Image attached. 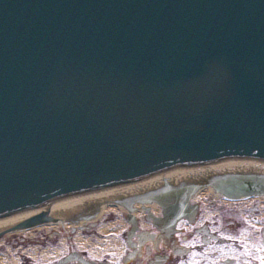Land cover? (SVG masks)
Listing matches in <instances>:
<instances>
[{"label":"water","instance_id":"95a60500","mask_svg":"<svg viewBox=\"0 0 264 264\" xmlns=\"http://www.w3.org/2000/svg\"><path fill=\"white\" fill-rule=\"evenodd\" d=\"M235 157L264 159V0H0V217Z\"/></svg>","mask_w":264,"mask_h":264},{"label":"flooded vegetation","instance_id":"af4514ba","mask_svg":"<svg viewBox=\"0 0 264 264\" xmlns=\"http://www.w3.org/2000/svg\"><path fill=\"white\" fill-rule=\"evenodd\" d=\"M184 185L185 202L175 208L139 201L85 227L34 231L0 246L1 264H264V199L228 201L191 188L214 184ZM171 210L177 219L168 218ZM105 224L110 231L99 233ZM76 236L88 240L85 247Z\"/></svg>","mask_w":264,"mask_h":264},{"label":"bare ground","instance_id":"6f19581e","mask_svg":"<svg viewBox=\"0 0 264 264\" xmlns=\"http://www.w3.org/2000/svg\"><path fill=\"white\" fill-rule=\"evenodd\" d=\"M233 173L254 174L262 180L264 179V159L236 157L224 161L195 164L151 179L58 200L48 207L40 206L15 213L0 218V245L10 237V233L29 237L34 231H49L61 227L69 229L76 225L85 227L87 222L101 221L110 213L122 214L124 207L126 211L132 210L140 199L145 200L148 204L163 206L167 192L170 193L180 188L189 189L183 182H213L221 176ZM149 186L150 188H147ZM126 199L130 203L122 207L120 204ZM177 215V211H172L168 218L174 220L177 219ZM27 223L30 225L25 226ZM111 226L107 224L101 226L99 233H108ZM115 232L117 233L116 230ZM74 239L80 242V247H85V243L88 241L79 236ZM261 254L264 255V250L261 251Z\"/></svg>","mask_w":264,"mask_h":264},{"label":"rangeland","instance_id":"374dc122","mask_svg":"<svg viewBox=\"0 0 264 264\" xmlns=\"http://www.w3.org/2000/svg\"><path fill=\"white\" fill-rule=\"evenodd\" d=\"M113 214H115V213H113ZM92 222H94V221H92ZM92 222H90V223H92ZM10 234H11L10 237L6 238V243L0 245L1 247L10 246V244H13L15 242V239H17V238L28 240V238L31 236L30 235L29 237H24V236L18 235V234H16V235L13 233H10ZM99 236H100V234H99ZM7 253H8V251H7ZM0 263H1V261H0Z\"/></svg>","mask_w":264,"mask_h":264}]
</instances>
